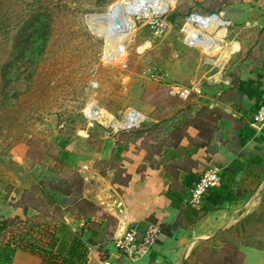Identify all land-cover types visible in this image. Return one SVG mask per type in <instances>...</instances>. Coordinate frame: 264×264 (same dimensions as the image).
Returning a JSON list of instances; mask_svg holds the SVG:
<instances>
[{
  "label": "rangeland",
  "instance_id": "1",
  "mask_svg": "<svg viewBox=\"0 0 264 264\" xmlns=\"http://www.w3.org/2000/svg\"><path fill=\"white\" fill-rule=\"evenodd\" d=\"M115 1L0 0V194H11L14 205L32 203L40 194L44 206L42 212L30 208L20 216L24 221L16 219L0 235V264L20 263L17 253L24 248L15 244L22 236L46 241L51 234L57 237V253L65 254L79 235L92 240L91 255L109 259L117 218L103 212L89 220L75 208L78 192L65 196L40 182L61 184L63 175H82L89 160L103 173L117 167L115 178H121L118 156L105 161L95 153L106 132L115 143L123 140L118 146L135 140L153 157L163 144L178 140L189 123L206 122L209 134L215 116L204 102L227 96L242 78L241 64L256 73L249 66L260 61L259 48L241 53L239 42L243 32L264 37V29L234 26L227 8L241 0H175L163 12L134 16L131 32L110 45L87 19ZM213 13L226 22L212 31L190 19ZM193 28L211 36L221 31L220 45L211 50L199 44ZM194 86L199 90L188 97L178 94ZM91 102L102 108L95 116L89 114ZM134 109L151 118L120 129L119 121ZM23 155L26 168L18 161ZM18 183L27 186L22 194ZM42 194H54L61 207L48 205ZM236 233L244 243L264 248V200L257 211L238 219ZM214 250L197 246L187 264H229L227 256L233 258L231 251Z\"/></svg>",
  "mask_w": 264,
  "mask_h": 264
},
{
  "label": "crops",
  "instance_id": "2",
  "mask_svg": "<svg viewBox=\"0 0 264 264\" xmlns=\"http://www.w3.org/2000/svg\"><path fill=\"white\" fill-rule=\"evenodd\" d=\"M227 13L237 28H254L257 32L264 29V0H241L240 4L228 5ZM214 37L221 41V31ZM258 38V33L251 36L243 32L239 42L241 53L253 46L259 48L260 61L249 66L256 73L241 64L242 78L232 85L227 96L204 102L213 107L215 116V126L209 134L206 122L189 123L177 144H163L154 157L148 147L135 140L120 147L117 144L122 145L121 138L115 143L108 132L103 135L104 141L95 153L105 161L118 156L121 178H115L117 167L103 173L94 166V160H89L83 165L85 170L81 168L82 194L101 205L103 212L116 217L117 227L109 259L103 260L89 251L88 264H187L193 250L204 245L215 248L217 253L227 246H236L244 255L241 264H264V248L244 243L236 233L238 219L257 211L264 200V122L255 120L264 107V37ZM202 107L200 103L196 112ZM134 134L133 131L131 135ZM25 157L17 159L24 168ZM210 164L223 171L222 183L209 191L202 206L192 208L184 200L200 169ZM17 185L22 194L27 186ZM11 197L0 194V219L24 215L23 207L9 202ZM156 224L165 229L144 254L129 257L117 247L116 240L128 228L136 226L142 235ZM23 250L17 253V264H42L39 254Z\"/></svg>",
  "mask_w": 264,
  "mask_h": 264
},
{
  "label": "trees",
  "instance_id": "3",
  "mask_svg": "<svg viewBox=\"0 0 264 264\" xmlns=\"http://www.w3.org/2000/svg\"><path fill=\"white\" fill-rule=\"evenodd\" d=\"M205 128L208 130V125H205ZM204 129V130H206ZM181 137V136H180ZM179 140H176L174 144H177ZM63 174V173H62ZM223 171H222V177H223ZM61 180V184H56L53 181L40 182L43 184L50 185L53 189L60 191L65 196L71 195L73 192H78V196L75 199V204L77 206L75 207L83 216L88 218L90 220L91 217L97 216L102 217L104 216L103 211L101 207L93 202L92 200L86 198L83 196V184H84V178L82 175L79 174V172L76 173V175H63V179ZM53 183V184H52ZM167 194H177L175 192H169L167 191ZM40 194H36L33 196L35 201L32 203H22L20 206L23 207L24 213L26 214L30 208H34L38 211H41L44 209L43 204L38 201ZM43 195V196H42ZM41 197L43 199H46L48 201V205L61 207V203L57 202L55 200L54 194H42ZM24 197V196H23ZM40 200V199H39ZM194 215H197V212H193ZM16 219L20 220V222L24 221L20 216L15 217H2L0 219V235H2L10 226L11 223L16 221ZM165 227L161 225V231H164ZM56 240L57 237L53 234H51V238L48 240L44 239H37V238H29L26 236H22V239L18 241V244L16 245V248H24L26 250H29L33 253H38L42 259V264H88V246L92 243V240H83L79 235H76L73 237V240L71 242V245L68 249V251L65 254H60L55 251L56 248ZM11 245V243L9 244ZM14 248V249H16ZM12 248V251L14 250ZM223 250L231 251V255H233V258H230V256H227L226 263L229 264H241L243 261V252L236 246H227ZM235 256V257H234Z\"/></svg>",
  "mask_w": 264,
  "mask_h": 264
},
{
  "label": "bare ground",
  "instance_id": "4",
  "mask_svg": "<svg viewBox=\"0 0 264 264\" xmlns=\"http://www.w3.org/2000/svg\"><path fill=\"white\" fill-rule=\"evenodd\" d=\"M174 3L175 0H117L109 4L106 11L91 14L89 17L87 15V20L97 32L107 37L110 45H113V43L117 42L125 34L131 32L134 26V16H145L150 10L155 13L163 12ZM222 18L221 14H208L205 16L193 14L190 17L191 20L198 21L209 31L215 30L217 25L225 24L226 21ZM191 34H193L192 36H194L199 44H202L208 49L213 50L215 49V45H220L219 40L213 35L211 36L204 32L202 29L193 28ZM230 48H228V52ZM90 106L91 110L98 111V113L102 110L95 102H91ZM130 122L132 123L133 121L130 120Z\"/></svg>",
  "mask_w": 264,
  "mask_h": 264
},
{
  "label": "built area",
  "instance_id": "5",
  "mask_svg": "<svg viewBox=\"0 0 264 264\" xmlns=\"http://www.w3.org/2000/svg\"><path fill=\"white\" fill-rule=\"evenodd\" d=\"M222 13V12H220ZM217 14V13H213ZM199 88V87H198ZM195 86L193 88H185L178 91V94L182 98H186L192 91L199 90ZM172 90L171 92H173ZM90 115L99 114L98 111L89 109ZM146 115L137 110L130 111L126 116H124L119 124L120 129H130L135 126L140 125L142 121L146 119ZM130 120L133 122L131 123ZM255 120L264 122V107L255 115ZM222 170L219 166L215 164H210L201 170L197 180L195 181L193 187L190 189V193L185 198V203L192 208H199L205 202L207 194L209 191L222 183ZM162 231L159 225H151L146 232L142 235H138V231L134 227L128 228L122 237L118 238L116 244L120 249L129 257H137L153 246L161 237ZM7 264H12L8 262Z\"/></svg>",
  "mask_w": 264,
  "mask_h": 264
}]
</instances>
